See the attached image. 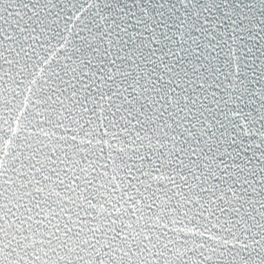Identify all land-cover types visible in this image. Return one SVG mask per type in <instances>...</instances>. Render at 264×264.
<instances>
[{"label":"snow or ice","instance_id":"snow-or-ice-1","mask_svg":"<svg viewBox=\"0 0 264 264\" xmlns=\"http://www.w3.org/2000/svg\"><path fill=\"white\" fill-rule=\"evenodd\" d=\"M0 264H264V0H0Z\"/></svg>","mask_w":264,"mask_h":264}]
</instances>
